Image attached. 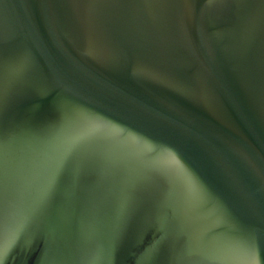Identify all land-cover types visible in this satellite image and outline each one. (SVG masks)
Returning <instances> with one entry per match:
<instances>
[{
  "label": "water",
  "instance_id": "1",
  "mask_svg": "<svg viewBox=\"0 0 264 264\" xmlns=\"http://www.w3.org/2000/svg\"><path fill=\"white\" fill-rule=\"evenodd\" d=\"M0 264H264V0H0Z\"/></svg>",
  "mask_w": 264,
  "mask_h": 264
}]
</instances>
